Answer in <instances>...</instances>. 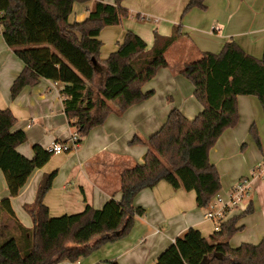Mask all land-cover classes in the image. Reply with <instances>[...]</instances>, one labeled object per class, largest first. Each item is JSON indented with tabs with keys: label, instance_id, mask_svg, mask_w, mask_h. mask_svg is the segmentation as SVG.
Here are the masks:
<instances>
[{
	"label": "trees",
	"instance_id": "trees-1",
	"mask_svg": "<svg viewBox=\"0 0 264 264\" xmlns=\"http://www.w3.org/2000/svg\"><path fill=\"white\" fill-rule=\"evenodd\" d=\"M90 1L0 0L2 38L23 64L10 87L11 100L40 79L60 83L63 112L79 144L111 113L122 114L152 97L153 92H144L142 87L168 67V48L187 37L179 24L169 36L154 33L148 49L140 36L127 31L117 49L101 61V30L120 25L129 12L122 6L123 0H113L111 5L95 0L85 20L70 22L73 6ZM192 9L205 10V0H189L183 15ZM178 73L192 84L193 97L202 111L189 120L173 108L146 140L132 138L130 144L144 145L146 152L141 163L120 173V199H110L101 209L86 206L78 214L50 217L43 200L56 176L53 171L40 181L34 201L23 206L32 222L30 228L16 220L10 198L19 195L32 173L53 154L35 144L30 159L20 155L16 148L26 142V134L12 131L15 117L9 109L0 110V171L9 192V198L0 201V264H56L89 256L130 232L135 217L144 215L133 204L135 196L161 181L173 189L194 192L197 207L208 210L220 190L219 174L208 153L225 130L236 126L237 97H256L264 116V53L255 58L229 40L219 53L202 52ZM99 76L101 85L95 87ZM95 94L101 98L97 113ZM249 135L261 150L253 125ZM252 210L249 204L240 216ZM237 219L218 223L208 238L189 228L156 264H264V240L230 248L228 242L239 230Z\"/></svg>",
	"mask_w": 264,
	"mask_h": 264
},
{
	"label": "crops",
	"instance_id": "crops-1",
	"mask_svg": "<svg viewBox=\"0 0 264 264\" xmlns=\"http://www.w3.org/2000/svg\"><path fill=\"white\" fill-rule=\"evenodd\" d=\"M94 1L75 4L69 21L85 20ZM101 1L113 4V0ZM188 1H122L130 20L136 14L158 20L153 34L169 36L173 27L181 24V30L187 37L168 48L165 53L168 67L159 70L142 87L144 92L152 91V97L131 106L122 114L108 115L104 124L93 128L74 152L53 155L42 168L32 173L19 195L10 198L14 216L24 227L30 228L32 222L23 206L34 201L37 187L46 174L56 171L43 200L50 217L74 215L86 206L101 209L110 199H120V173L128 168L127 164L142 162L146 147L131 145L134 136L141 135L140 138L146 140L161 127L173 108L180 110L189 120L202 111L196 100L187 101L183 95L182 104H174L173 108V105L166 104V100L174 95L171 85L176 86V91L185 89V83L177 72L189 62L180 59L176 64L169 61V51L187 48L194 54L193 58H199L202 52L216 53L225 42L233 40L246 54L261 58L264 53V0H205V10L192 9L183 15ZM123 22L117 25L121 26L122 38L128 30H133L149 46L150 39L141 35V26L131 29L130 22L125 25ZM151 38L153 42V35ZM22 69L23 64L6 46L0 32V110L9 109L15 117L12 131L26 132V142L16 151L30 159L33 145L38 144L48 150L53 143H65L74 130L69 127L63 112L60 83L40 79L36 86L24 88L11 100L10 87ZM100 85L99 76L95 87ZM162 94L165 103L160 99ZM237 112L236 126L225 130L208 153L209 162L220 178V190L211 203L212 211L222 212V223L238 217L236 228L239 230L228 242L232 249L243 244L257 245L264 240V116L258 99L252 96L237 97ZM252 125L257 130L261 150L249 135ZM28 143L30 145L26 146ZM242 179L250 180L248 196L242 208H232L228 204L230 190ZM7 198L8 188L0 171V201ZM133 204L141 207L144 215L135 217L126 236L99 248L93 258L86 260V264H156L172 249L175 239L189 228L208 238L219 223L205 218L208 210L197 207L194 192L173 189L164 181L139 192ZM249 204L252 212L240 216Z\"/></svg>",
	"mask_w": 264,
	"mask_h": 264
},
{
	"label": "rangeland",
	"instance_id": "rangeland-1",
	"mask_svg": "<svg viewBox=\"0 0 264 264\" xmlns=\"http://www.w3.org/2000/svg\"><path fill=\"white\" fill-rule=\"evenodd\" d=\"M141 18H143V19H141ZM157 21L158 20H156V18H154L152 16L142 15L140 17V16H137V14H136L133 17V20H130V18H127V19L124 20L123 24L125 25L127 22L128 23L130 22L129 24L132 25L131 29H134L137 25L141 26V28L139 29L140 32H141V35H143V37H145L146 39H150L149 40L150 42H148V45H149L148 49H150L152 47V43H153L151 41V39H152L151 36L153 35V30L156 27ZM120 29H121V26H112V27L110 26V27H105V28H103L101 30V33H100V35L98 37V39L102 43V47H101L100 55H99V59L101 61L105 60L109 56V54H111L112 52H114L116 50V48H117L116 43L118 41H119V43L122 41L123 38H122V36L120 34ZM128 31L133 32V30H128ZM133 33H135V32H133ZM188 35H189V37L191 36L190 33ZM142 39L144 40V38H142ZM145 43H146V41H145ZM219 51L220 50H218L215 54L219 53ZM193 57H194V54L190 50H187V48L186 49L185 48H177V49H173L172 51H169L167 53V59L169 61H171V62L174 61L175 63H176V61H178L180 59L183 60V61L187 60V61H189L188 63L193 62V61L198 59V58H193ZM178 75H179L180 78H182L183 82L185 83V89L183 88V90L176 91V86H172L171 85V87L173 88L172 92L174 93L175 96L172 94L173 97L172 98H168V100H166V104L168 106L173 105L172 108L175 107L174 104L175 105L182 104L181 103L182 95H183L184 98H186L187 101L195 102V99L193 98V86H192V84L187 79L183 78L177 72V76ZM158 97H159V95H158ZM160 99L163 100V103H165L164 94L161 95ZM100 101H101V98L99 97V95L95 94V97H94V104H95L94 113L97 112V109L99 108ZM36 125H38V124H36ZM139 137L142 138L141 135H139ZM29 145L30 144L28 143L26 146H29ZM140 146L141 145L136 144L135 147L136 148H144V146L143 147H140ZM63 154H69V153H63ZM56 159L57 158H55L54 160H56ZM127 165H128L127 167L130 168L134 164H130V165L127 164ZM78 213H80V212H76V214H78ZM96 252H97V250L95 252H93L92 254H90L89 256H87V257L80 258L78 260L79 263L80 264H86V260H90L91 258H93L94 254Z\"/></svg>",
	"mask_w": 264,
	"mask_h": 264
},
{
	"label": "built area",
	"instance_id": "built-area-1",
	"mask_svg": "<svg viewBox=\"0 0 264 264\" xmlns=\"http://www.w3.org/2000/svg\"><path fill=\"white\" fill-rule=\"evenodd\" d=\"M79 138L77 134L74 132L69 139L65 143H53L51 147L48 149L50 153L53 155H57L60 153H71L74 152L78 146ZM250 180L242 179L238 181L235 186L230 190L228 204L232 208H242L244 206V202L248 196ZM245 210V209H244ZM205 218L208 220H217L219 223L223 221L222 212H214L212 211V206L210 205L208 211L205 214ZM217 230V227L215 228ZM56 264H80L79 261H59Z\"/></svg>",
	"mask_w": 264,
	"mask_h": 264
},
{
	"label": "water",
	"instance_id": "water-1",
	"mask_svg": "<svg viewBox=\"0 0 264 264\" xmlns=\"http://www.w3.org/2000/svg\"><path fill=\"white\" fill-rule=\"evenodd\" d=\"M92 63H93L94 65H96V63H95V61H94V60H92Z\"/></svg>",
	"mask_w": 264,
	"mask_h": 264
}]
</instances>
